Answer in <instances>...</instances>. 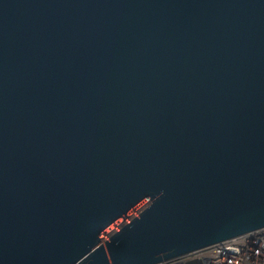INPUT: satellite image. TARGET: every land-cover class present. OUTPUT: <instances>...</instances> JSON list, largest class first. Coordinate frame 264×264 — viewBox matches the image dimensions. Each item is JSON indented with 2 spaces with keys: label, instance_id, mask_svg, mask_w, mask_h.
Listing matches in <instances>:
<instances>
[{
  "label": "water",
  "instance_id": "1",
  "mask_svg": "<svg viewBox=\"0 0 264 264\" xmlns=\"http://www.w3.org/2000/svg\"><path fill=\"white\" fill-rule=\"evenodd\" d=\"M263 227L264 0H0V264Z\"/></svg>",
  "mask_w": 264,
  "mask_h": 264
},
{
  "label": "built area",
  "instance_id": "2",
  "mask_svg": "<svg viewBox=\"0 0 264 264\" xmlns=\"http://www.w3.org/2000/svg\"><path fill=\"white\" fill-rule=\"evenodd\" d=\"M264 264V227L155 264Z\"/></svg>",
  "mask_w": 264,
  "mask_h": 264
}]
</instances>
